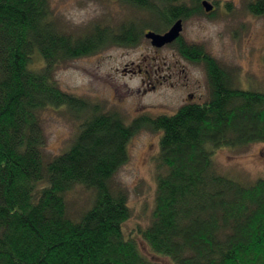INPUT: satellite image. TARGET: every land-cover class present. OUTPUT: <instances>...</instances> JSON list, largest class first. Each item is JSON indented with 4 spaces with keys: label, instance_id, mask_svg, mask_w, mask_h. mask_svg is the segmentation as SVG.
Returning <instances> with one entry per match:
<instances>
[{
    "label": "trees",
    "instance_id": "16d2710c",
    "mask_svg": "<svg viewBox=\"0 0 264 264\" xmlns=\"http://www.w3.org/2000/svg\"><path fill=\"white\" fill-rule=\"evenodd\" d=\"M121 1L154 8L156 32L206 13L203 0ZM248 9L264 14V0ZM139 35L131 25L116 31L98 23L68 34L52 19L51 0H0V264H163L125 236L127 193L112 184L143 126L162 134L155 207L141 231L153 252L173 264H264V177L245 184L213 160L216 148L264 142V92L235 88L231 71L182 37L175 48L204 65L209 95L172 115L128 124L55 80L60 64L136 45ZM50 107L84 119L69 148L46 160L40 114ZM77 186L91 190L92 200L69 213Z\"/></svg>",
    "mask_w": 264,
    "mask_h": 264
},
{
    "label": "rangeland",
    "instance_id": "374dc122",
    "mask_svg": "<svg viewBox=\"0 0 264 264\" xmlns=\"http://www.w3.org/2000/svg\"><path fill=\"white\" fill-rule=\"evenodd\" d=\"M208 1L214 10L183 20L181 37L188 44L202 45L231 71L235 88L264 92V14L248 9L256 0ZM51 9L57 27L68 34H83L93 23L116 31L131 25L140 32L136 45H112L60 64L54 77L63 90L98 103L102 111L117 112L128 124L172 115L188 102L206 101L209 87L204 65L183 57L172 43L156 47L145 38L148 30L159 27L157 14L121 0H51ZM172 24L161 25L160 33ZM40 115L46 136L43 154L49 160L69 148L84 118L67 107L46 108ZM161 135L141 127L130 139L127 161L114 174L112 184L113 189L127 193L131 215L123 223L125 236L134 239L149 259L173 264L153 252L141 233L155 207ZM213 160L219 172L253 184L264 177V142L216 148ZM91 196V190L77 186L69 194L74 209L69 213L84 211Z\"/></svg>",
    "mask_w": 264,
    "mask_h": 264
},
{
    "label": "water",
    "instance_id": "95a60500",
    "mask_svg": "<svg viewBox=\"0 0 264 264\" xmlns=\"http://www.w3.org/2000/svg\"><path fill=\"white\" fill-rule=\"evenodd\" d=\"M202 5L207 13L214 10V5L208 0H203ZM183 20H176L172 26L165 32L159 33L154 30L147 31L144 36L151 41V44L156 47H162L174 43L182 34Z\"/></svg>",
    "mask_w": 264,
    "mask_h": 264
},
{
    "label": "bare ground",
    "instance_id": "6f19581e",
    "mask_svg": "<svg viewBox=\"0 0 264 264\" xmlns=\"http://www.w3.org/2000/svg\"><path fill=\"white\" fill-rule=\"evenodd\" d=\"M156 5H157V4H156ZM158 7H159V6H158ZM159 8H160V7H159ZM146 10H149V11H151V12H153V13L156 12V11L154 10V8H153V9H146ZM155 14H157V13H155ZM157 15H158V14H157ZM165 32H166V31H165ZM165 32H164V33H165ZM180 37H181V36H180ZM180 37H179V38H180ZM179 38H178V39H179ZM178 39H177V40H178ZM177 40H176V41H177ZM176 41H174V43H172V44L175 45V42H176Z\"/></svg>",
    "mask_w": 264,
    "mask_h": 264
},
{
    "label": "flooded vegetation",
    "instance_id": "af4514ba",
    "mask_svg": "<svg viewBox=\"0 0 264 264\" xmlns=\"http://www.w3.org/2000/svg\"><path fill=\"white\" fill-rule=\"evenodd\" d=\"M210 13H207V15H209ZM141 70V69H140ZM193 95L191 94L190 97H192Z\"/></svg>",
    "mask_w": 264,
    "mask_h": 264
}]
</instances>
